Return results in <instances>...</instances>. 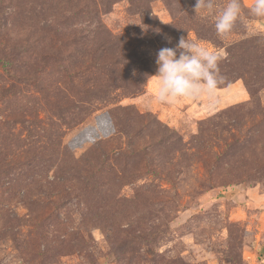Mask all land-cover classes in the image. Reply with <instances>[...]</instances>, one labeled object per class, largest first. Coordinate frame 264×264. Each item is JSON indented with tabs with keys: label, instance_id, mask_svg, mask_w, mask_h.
Listing matches in <instances>:
<instances>
[{
	"label": "rangeland",
	"instance_id": "obj_1",
	"mask_svg": "<svg viewBox=\"0 0 264 264\" xmlns=\"http://www.w3.org/2000/svg\"><path fill=\"white\" fill-rule=\"evenodd\" d=\"M240 2L221 36L196 0H0V264H264V17ZM181 36L224 81L160 103Z\"/></svg>",
	"mask_w": 264,
	"mask_h": 264
},
{
	"label": "clouds",
	"instance_id": "obj_2",
	"mask_svg": "<svg viewBox=\"0 0 264 264\" xmlns=\"http://www.w3.org/2000/svg\"><path fill=\"white\" fill-rule=\"evenodd\" d=\"M215 0H196L194 11L205 10L215 14V29L218 35L229 33L240 16V0H227L223 8L215 13ZM249 13L264 17V0H253ZM171 43L170 37H165ZM223 54L204 46L187 36H181L174 47H163L156 56L157 72L155 98L160 103H172L178 98H199L215 96L223 83L219 62ZM135 75V71L133 72ZM150 78V77H149Z\"/></svg>",
	"mask_w": 264,
	"mask_h": 264
}]
</instances>
